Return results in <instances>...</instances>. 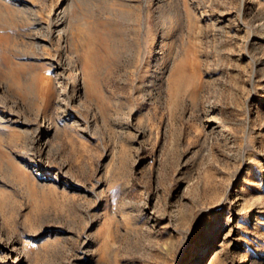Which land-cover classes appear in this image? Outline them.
I'll return each mask as SVG.
<instances>
[{
	"label": "rangeland",
	"instance_id": "rangeland-1",
	"mask_svg": "<svg viewBox=\"0 0 264 264\" xmlns=\"http://www.w3.org/2000/svg\"><path fill=\"white\" fill-rule=\"evenodd\" d=\"M0 264H264V0H0Z\"/></svg>",
	"mask_w": 264,
	"mask_h": 264
},
{
	"label": "bare ground",
	"instance_id": "bare-ground-1",
	"mask_svg": "<svg viewBox=\"0 0 264 264\" xmlns=\"http://www.w3.org/2000/svg\"><path fill=\"white\" fill-rule=\"evenodd\" d=\"M204 13H206V12L201 9V11L199 12V15H204Z\"/></svg>",
	"mask_w": 264,
	"mask_h": 264
}]
</instances>
